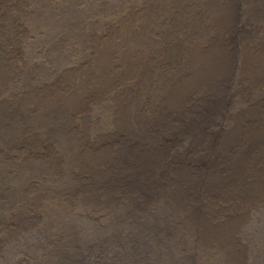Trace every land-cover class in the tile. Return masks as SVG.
<instances>
[{
  "label": "bare ground",
  "instance_id": "bare-ground-1",
  "mask_svg": "<svg viewBox=\"0 0 264 264\" xmlns=\"http://www.w3.org/2000/svg\"><path fill=\"white\" fill-rule=\"evenodd\" d=\"M59 1L0 0L7 136L43 168L15 194L19 259L264 264V0ZM24 49L44 64L23 81Z\"/></svg>",
  "mask_w": 264,
  "mask_h": 264
},
{
  "label": "rangeland",
  "instance_id": "rangeland-1",
  "mask_svg": "<svg viewBox=\"0 0 264 264\" xmlns=\"http://www.w3.org/2000/svg\"><path fill=\"white\" fill-rule=\"evenodd\" d=\"M54 3L57 8L56 17L59 20L63 18V13H67L70 16H75V14H85L83 11H77L76 9L70 8L66 0H60L59 2ZM89 7L93 9L92 4H90ZM76 17H79L82 20H88L89 24L86 31L96 29L100 24L98 18H96L93 23L86 16ZM110 23L111 21L106 20L107 25H110ZM81 39L82 38H79V41H81ZM19 53V55L24 58L23 60L18 61L15 66L20 69L18 75L21 80H26L28 76L31 78L33 76V71L35 70H42L43 66L41 65L44 63L40 62L38 59L31 60L28 56L29 52L26 49ZM44 53L47 55L50 54V47H46ZM28 83L31 84L32 80H28ZM21 88L22 91L28 89L26 85L16 84L15 90L17 92ZM47 103H49L48 115L56 116L55 106L51 108V105L55 103V99L44 104ZM28 108L26 114L22 112L24 115L23 126L25 129H32L34 127L35 118L33 113L39 108V106L30 104ZM19 113H21V111H19L17 106H8L5 110H1L0 108V264H38L24 259L21 261L19 259V256L24 255L27 249H24L25 244H23L17 237L23 235V232H17L15 230L16 215L19 212L18 208L14 207V204L16 203L14 200L15 194L21 192L23 196H25V193L35 190V187L32 186L38 185L37 178L31 176L29 177V182H27V173H31L33 169L43 171V168L36 164V160H33L36 159V155L33 154L35 152L34 148L26 145L25 142H22L18 150H16L13 147L15 140L7 136L8 125L13 118L18 116ZM29 113H31V116L27 115ZM46 123L47 122H44L41 125H46ZM41 173L42 172H36L35 175L39 176ZM23 178L26 180L22 181ZM6 216L9 218L5 219ZM31 241L35 243L37 238L34 236Z\"/></svg>",
  "mask_w": 264,
  "mask_h": 264
}]
</instances>
